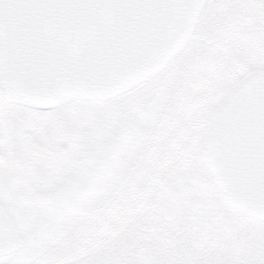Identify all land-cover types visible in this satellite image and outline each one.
Here are the masks:
<instances>
[{"label": "snow or ice", "instance_id": "6c2138e0", "mask_svg": "<svg viewBox=\"0 0 264 264\" xmlns=\"http://www.w3.org/2000/svg\"><path fill=\"white\" fill-rule=\"evenodd\" d=\"M0 264H264V0H0Z\"/></svg>", "mask_w": 264, "mask_h": 264}]
</instances>
